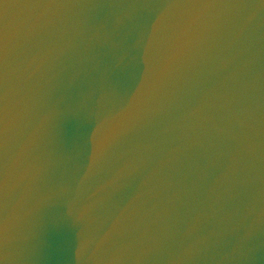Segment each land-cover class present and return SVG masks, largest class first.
<instances>
[{
  "label": "water",
  "instance_id": "1",
  "mask_svg": "<svg viewBox=\"0 0 264 264\" xmlns=\"http://www.w3.org/2000/svg\"><path fill=\"white\" fill-rule=\"evenodd\" d=\"M0 31V264H264V0H0Z\"/></svg>",
  "mask_w": 264,
  "mask_h": 264
},
{
  "label": "snow or ice",
  "instance_id": "2",
  "mask_svg": "<svg viewBox=\"0 0 264 264\" xmlns=\"http://www.w3.org/2000/svg\"><path fill=\"white\" fill-rule=\"evenodd\" d=\"M35 2H39V0H35ZM2 42H3V36H2V31H0V48H2ZM6 104L4 101L3 95H0V124L3 123V120L6 116ZM66 244L70 243V241H65ZM84 247V242H80V248L83 249Z\"/></svg>",
  "mask_w": 264,
  "mask_h": 264
}]
</instances>
